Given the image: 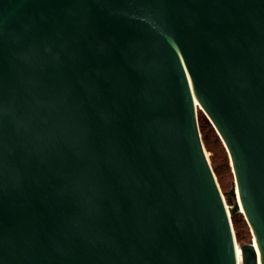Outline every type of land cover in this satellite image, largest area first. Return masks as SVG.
I'll return each mask as SVG.
<instances>
[{
	"label": "water",
	"instance_id": "1",
	"mask_svg": "<svg viewBox=\"0 0 264 264\" xmlns=\"http://www.w3.org/2000/svg\"><path fill=\"white\" fill-rule=\"evenodd\" d=\"M0 264H264V0H0Z\"/></svg>",
	"mask_w": 264,
	"mask_h": 264
},
{
	"label": "trees",
	"instance_id": "2",
	"mask_svg": "<svg viewBox=\"0 0 264 264\" xmlns=\"http://www.w3.org/2000/svg\"><path fill=\"white\" fill-rule=\"evenodd\" d=\"M198 125L204 147L209 152V158L217 176L220 189L227 192L233 185L235 177L233 175L231 161H229L228 151L223 141L216 132L209 118L198 109ZM232 219L233 230L238 242H250L253 234L242 212H236L230 216Z\"/></svg>",
	"mask_w": 264,
	"mask_h": 264
},
{
	"label": "bare ground",
	"instance_id": "3",
	"mask_svg": "<svg viewBox=\"0 0 264 264\" xmlns=\"http://www.w3.org/2000/svg\"><path fill=\"white\" fill-rule=\"evenodd\" d=\"M238 256H239V262H240V256H241L240 249L238 250Z\"/></svg>",
	"mask_w": 264,
	"mask_h": 264
},
{
	"label": "built area",
	"instance_id": "4",
	"mask_svg": "<svg viewBox=\"0 0 264 264\" xmlns=\"http://www.w3.org/2000/svg\"><path fill=\"white\" fill-rule=\"evenodd\" d=\"M199 108V105L197 104V109Z\"/></svg>",
	"mask_w": 264,
	"mask_h": 264
},
{
	"label": "rangeland",
	"instance_id": "5",
	"mask_svg": "<svg viewBox=\"0 0 264 264\" xmlns=\"http://www.w3.org/2000/svg\"><path fill=\"white\" fill-rule=\"evenodd\" d=\"M208 151V150H207ZM209 153V152H208Z\"/></svg>",
	"mask_w": 264,
	"mask_h": 264
}]
</instances>
